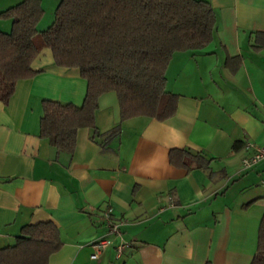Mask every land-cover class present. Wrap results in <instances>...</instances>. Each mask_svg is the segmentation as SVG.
<instances>
[{
    "label": "crops",
    "instance_id": "obj_1",
    "mask_svg": "<svg viewBox=\"0 0 264 264\" xmlns=\"http://www.w3.org/2000/svg\"><path fill=\"white\" fill-rule=\"evenodd\" d=\"M20 1L0 0V11ZM208 1L211 41L175 51L165 71L166 90L179 95L175 113L121 120L116 93H102L96 127L119 124V133L103 141L80 127L70 153L40 136L42 101L80 105L86 80L41 49L32 62L39 71L0 101V247L22 226L52 221L62 244L48 264H250L264 215V158L250 168L241 160L264 146V0ZM58 2L40 0L37 29L53 21ZM10 28L0 18V30ZM172 148L211 159L186 171L169 162ZM102 238L109 245L92 258ZM120 242L128 245L116 257Z\"/></svg>",
    "mask_w": 264,
    "mask_h": 264
},
{
    "label": "trees",
    "instance_id": "obj_2",
    "mask_svg": "<svg viewBox=\"0 0 264 264\" xmlns=\"http://www.w3.org/2000/svg\"><path fill=\"white\" fill-rule=\"evenodd\" d=\"M42 14L40 0L0 11V18L11 19L10 30H0V101L7 104L17 81L39 71L32 62L44 47L54 65L76 68L86 80L82 103L43 100L40 119V136L69 153L80 127L91 128L92 138L103 135V141L119 133V124L104 133L96 127L102 93H116L121 120L172 116L179 95L166 90L168 62L175 51L205 47L216 20L208 0H59L53 21L38 31ZM168 158L186 171L207 168L211 159L189 148H172ZM61 244L52 221L27 224L12 244L0 247V264H48ZM250 264H264V215Z\"/></svg>",
    "mask_w": 264,
    "mask_h": 264
},
{
    "label": "built area",
    "instance_id": "obj_3",
    "mask_svg": "<svg viewBox=\"0 0 264 264\" xmlns=\"http://www.w3.org/2000/svg\"><path fill=\"white\" fill-rule=\"evenodd\" d=\"M262 158H264V146H257L255 147L254 151L252 154L245 156L242 158L241 163L242 166L244 168H250L252 167L254 164H256L259 160H261ZM262 184H264V181H262ZM111 223V222H110ZM110 230L113 233L116 234H120L119 228L117 226V224L111 223L110 224ZM109 245V241L107 239H98L96 241H94L91 244V248H92V253H91V257L92 258H98V256L101 254V252ZM128 243L127 242H120L116 248H115V255L116 257L120 256V254L122 253L123 249L125 248V246H127Z\"/></svg>",
    "mask_w": 264,
    "mask_h": 264
},
{
    "label": "rangeland",
    "instance_id": "obj_4",
    "mask_svg": "<svg viewBox=\"0 0 264 264\" xmlns=\"http://www.w3.org/2000/svg\"><path fill=\"white\" fill-rule=\"evenodd\" d=\"M44 3H46V2H44ZM46 9H47V6H46ZM51 21L52 20H50V18H47V19L45 18L43 21H41L37 30L40 31V30L45 29L51 23Z\"/></svg>",
    "mask_w": 264,
    "mask_h": 264
}]
</instances>
